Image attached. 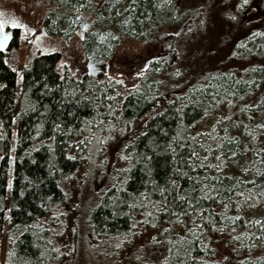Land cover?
I'll return each mask as SVG.
<instances>
[{
  "label": "trees",
  "instance_id": "1",
  "mask_svg": "<svg viewBox=\"0 0 264 264\" xmlns=\"http://www.w3.org/2000/svg\"><path fill=\"white\" fill-rule=\"evenodd\" d=\"M46 1L50 36L69 42L74 13L88 15L87 59L116 66L111 57L125 39L157 49L134 90L104 72H69L56 54L33 56L17 100L6 50L17 48L18 33L0 50V264H66L59 240L74 227L65 212L79 214L69 200L80 202L75 180L97 177L110 145L109 173L102 157L96 181L102 196L85 215L95 237L116 251L128 246L138 264H264V96L251 81L260 66L236 76L229 63L186 62L184 40L206 5L168 36L162 30L180 21V0Z\"/></svg>",
  "mask_w": 264,
  "mask_h": 264
},
{
  "label": "rangeland",
  "instance_id": "2",
  "mask_svg": "<svg viewBox=\"0 0 264 264\" xmlns=\"http://www.w3.org/2000/svg\"><path fill=\"white\" fill-rule=\"evenodd\" d=\"M230 1L233 9L229 8ZM197 4L202 6L206 5V10L203 12V8L199 10L201 14L195 15L196 18H194V21L198 24V30L196 29L190 39L184 40L183 44L185 48H183V57H185L186 62H196L200 67L204 61L215 67H224L229 63L227 67L235 70L236 76H249V70L260 66L258 75H255V78H251V81H255V88L256 86L260 88L258 94L263 97L264 0H245L244 2L241 0V3L239 0H198L197 2L193 0H180V7L178 6L177 10V17L180 21L162 31L168 34V36L183 31L181 27L190 19V12L198 7ZM237 6L243 8V11L236 10ZM51 8L52 5L47 4L46 1L45 4H39L36 0H0V28L5 31L6 44L10 41L11 32L13 33L16 29L19 30L20 27H25L20 28L21 32L17 31V48H12L7 51L9 63L16 69L17 73L16 100L18 99L21 85L22 69L27 65L29 59L37 53L34 44V33L39 32L42 22ZM254 8L260 14L254 15ZM229 14H233V16ZM86 21L91 23L90 19ZM82 22V19L74 21L73 30L78 27L77 31H80V24ZM49 37L41 39L39 43H42L48 49L59 48V40L50 35ZM67 43L71 46L70 55L72 59L62 56V62L66 70L69 72L72 71L75 74L84 71L88 75H96L98 72H104L107 78L116 79L120 83L124 82L126 88L129 90H134L138 87V82L144 75L146 64L151 56L154 55L155 49H157L156 46L152 45L151 40L148 42H137L125 39L114 50L115 54L111 57L114 60L116 59L115 63L118 66L116 67L110 64L111 59L104 62L101 60L96 62L87 59L80 46L77 35H73L72 40L67 41ZM246 48L249 52L246 55H242L245 52L241 51L246 50ZM139 61H144V65L142 64L141 66ZM125 62L129 66L124 65ZM86 65L91 66L90 72L86 68ZM129 67H133L132 73L127 72V68ZM17 119L18 109L16 102L14 120L11 127L12 151L15 148ZM103 141L110 142L109 139L105 138ZM258 145L261 147L260 150L264 151V143H259ZM108 151L115 153L116 149H114V145H110L107 151H102L97 159V168L100 170L98 176H101V179L103 178V160L107 159L110 162V164H105L103 167L106 174L109 173V168L112 163V155ZM12 166L13 155L11 154L7 166L8 183L4 228L7 225L8 219L7 208L11 192ZM97 177L95 176L86 181L75 180L77 182L76 187L80 188L78 191L80 202L74 198H69V200L71 207L79 211V214L77 212L76 216L71 214V211L65 212L64 222L73 223L74 227L71 226L66 233V237L59 240V244L64 249V262L66 264H138V260L135 259L136 253L128 249V246H123L122 251H116V246L112 248L106 239L99 238L98 236L95 237V233L91 232V227L86 222L85 215L88 209L94 205L92 203L93 199L96 196H102V183L99 185L96 184ZM79 203H81L82 207Z\"/></svg>",
  "mask_w": 264,
  "mask_h": 264
},
{
  "label": "flooded vegetation",
  "instance_id": "3",
  "mask_svg": "<svg viewBox=\"0 0 264 264\" xmlns=\"http://www.w3.org/2000/svg\"><path fill=\"white\" fill-rule=\"evenodd\" d=\"M36 1L39 4H45V1L46 0H36ZM46 3L48 4L47 1H46ZM51 9L49 10V12L51 11ZM49 12L47 13L46 17L49 15ZM74 14L75 15L73 17L78 18V20H80V19L83 20V22L80 24V26H81L80 31H77L78 27H76V29H74V35L75 36L76 35L78 36L79 41L81 43V41L84 39L85 34L90 29V23L86 21L88 19V15H86V13H83L82 14L80 11H78V12H75ZM20 28H25V27L23 26V27H20ZM20 28H19V30L18 29L14 30L13 33L11 32V34H10V36H11L10 37V40L13 38V34L15 32H17V31L18 32H21L20 31ZM6 30H7V27H6ZM34 35H35L34 44H35V48H36V51H37V53H35L34 56H36V55H46V54H48V55H50V54H56V55H58L60 57L61 60H63L62 56H66L69 59H72V57L70 55V53H71L70 52L71 51L70 50L71 49L70 47L71 46H69L68 43H67V41L65 39H63V38L55 37V39H58L59 42H60V47L59 48L56 47L54 49H48L42 43H39L41 41V39L50 38L49 37V34H48L47 30H46V27L44 26V21L42 22V26L40 27L39 32H35ZM9 42L10 41H8V43ZM8 43L6 44V46L8 45ZM80 46H81V44H80ZM7 51H9V50H6V53H8ZM62 64H63V62H62ZM86 68L90 72L91 66L90 65H86ZM99 71H100V69H99ZM87 75H88V73H87Z\"/></svg>",
  "mask_w": 264,
  "mask_h": 264
},
{
  "label": "water",
  "instance_id": "4",
  "mask_svg": "<svg viewBox=\"0 0 264 264\" xmlns=\"http://www.w3.org/2000/svg\"><path fill=\"white\" fill-rule=\"evenodd\" d=\"M5 44H6V38L3 30L0 28V50L4 47Z\"/></svg>",
  "mask_w": 264,
  "mask_h": 264
}]
</instances>
